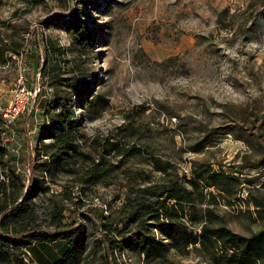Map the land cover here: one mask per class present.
<instances>
[{
  "label": "rangeland",
  "instance_id": "1",
  "mask_svg": "<svg viewBox=\"0 0 264 264\" xmlns=\"http://www.w3.org/2000/svg\"><path fill=\"white\" fill-rule=\"evenodd\" d=\"M71 20L89 29L90 47L81 55L67 33ZM5 44L17 46L18 53L1 52ZM50 46L64 50L62 59L82 62L78 84L89 91L54 107L52 87L11 127L0 121L7 165L27 182L40 145L49 142L42 139L44 122L54 114L75 123L80 148L95 158L101 148L94 143L104 138L134 145L140 154L94 186L80 183L88 165L75 174L52 165L47 177L36 171L46 188L34 199L39 223L51 231L57 206L63 223L82 225L89 236L82 264H106L97 242L101 224L115 226L123 197L141 183L138 178L158 179L148 164L153 156L170 160L186 179L192 166L207 163L225 177L217 180L226 192L214 209L227 226L242 235L264 227V205L256 206L264 204V164L257 170L243 166L245 158L256 161L264 151V0H0L2 104L9 103L20 73L29 88L39 71L41 83L50 86L41 74ZM106 159L117 164L120 158ZM168 257L172 264H208L172 248ZM113 259L144 264L128 248L117 247Z\"/></svg>",
  "mask_w": 264,
  "mask_h": 264
},
{
  "label": "trees",
  "instance_id": "2",
  "mask_svg": "<svg viewBox=\"0 0 264 264\" xmlns=\"http://www.w3.org/2000/svg\"><path fill=\"white\" fill-rule=\"evenodd\" d=\"M67 33L72 40L73 52L90 47L89 29L79 20L69 21ZM3 50L18 53L17 46L5 44ZM0 52V54H1ZM46 57L41 66L42 77L55 88L53 105H60L68 96L86 97L89 88L78 84V78L85 74L79 60L62 59L63 49L47 47ZM72 62V63H71ZM73 121L63 114L49 116L43 125L42 144L30 165L31 175L25 182L23 174L7 165V150L0 143V264H24L21 260L23 247L36 243H57L59 256L52 264H82L88 253V232L74 222L63 223L64 217L57 206L53 207V221L45 229L39 223L37 202L38 193L46 188L40 177L49 176L50 165L62 173L75 174L79 167L84 168L83 185L103 184L111 168L123 166L125 160L138 158L139 148L125 146L121 140L104 138L98 143L101 153L98 158L85 153L80 148V137ZM220 129L215 128L214 133ZM92 147V146H91ZM120 158L112 164L107 157ZM256 161L245 158L244 167L261 169L264 164V151H259ZM42 156L41 163H36ZM148 164L159 174L157 180L147 176L138 178L141 183L136 189L129 187L119 208V218L112 224H101L99 244L103 247L106 264H114L115 249L129 250L143 258L144 264H172L170 248L179 256L193 254L208 264H264V227L248 235L233 231L222 214L214 209L219 196L226 192L217 180L225 178L213 171L207 163L192 166L189 179L180 178L178 169L170 160L153 156ZM5 171L10 174L7 175ZM8 178V181L4 178ZM136 179V180H138ZM216 188L218 196L210 191ZM260 200L258 206H263ZM155 229L162 231L161 235Z\"/></svg>",
  "mask_w": 264,
  "mask_h": 264
},
{
  "label": "built area",
  "instance_id": "3",
  "mask_svg": "<svg viewBox=\"0 0 264 264\" xmlns=\"http://www.w3.org/2000/svg\"><path fill=\"white\" fill-rule=\"evenodd\" d=\"M34 83L35 84L29 88L25 83L23 73L17 76V79L13 83V88L11 89L9 103L4 105L0 101V121L2 126L6 128L11 127L30 102H35L38 96L47 95L52 90V87L45 86L41 83L40 71L37 72L36 81ZM46 123L47 120H45L44 124ZM20 257L24 264H36L31 251L27 247L22 248Z\"/></svg>",
  "mask_w": 264,
  "mask_h": 264
},
{
  "label": "crops",
  "instance_id": "4",
  "mask_svg": "<svg viewBox=\"0 0 264 264\" xmlns=\"http://www.w3.org/2000/svg\"><path fill=\"white\" fill-rule=\"evenodd\" d=\"M57 243H36L31 245V254L36 264H52L59 256Z\"/></svg>",
  "mask_w": 264,
  "mask_h": 264
}]
</instances>
